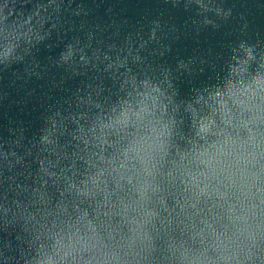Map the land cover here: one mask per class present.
Masks as SVG:
<instances>
[{"label":"water","instance_id":"95a60500","mask_svg":"<svg viewBox=\"0 0 264 264\" xmlns=\"http://www.w3.org/2000/svg\"><path fill=\"white\" fill-rule=\"evenodd\" d=\"M0 264H264V0H0Z\"/></svg>","mask_w":264,"mask_h":264}]
</instances>
